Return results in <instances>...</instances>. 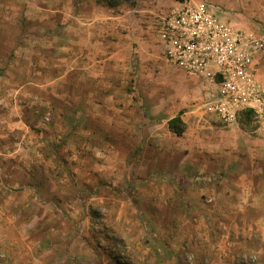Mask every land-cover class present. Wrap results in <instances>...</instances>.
Wrapping results in <instances>:
<instances>
[{
    "label": "rangeland",
    "instance_id": "obj_1",
    "mask_svg": "<svg viewBox=\"0 0 264 264\" xmlns=\"http://www.w3.org/2000/svg\"><path fill=\"white\" fill-rule=\"evenodd\" d=\"M12 1L16 3L17 10L15 9L16 11L5 19L12 22L6 28L13 39L10 43H7L6 40V43L0 44V162H3L0 166V180L5 173L3 167L13 162H16L17 166L19 163H23L25 155L27 157L24 150L29 146L30 150L33 148L34 160L37 165L30 171L34 185L31 188L33 201L25 203L26 205L17 204L19 208L15 205L16 215L13 213L14 216H11L12 210L8 212L11 218H7L6 210L1 209L0 264H163V259H167L168 255L165 252L158 256L161 250H157V248L162 245V242L166 243L169 237L159 236L158 241L157 230L159 232L170 230L168 233L172 238L170 242L178 241L179 244L184 245L186 239L181 232L209 230V227L229 230L228 237L225 233L221 237L220 243H217L220 250L222 248L223 253L231 257L227 259L226 256L224 264H264V232L262 231L264 230V220L259 219L260 222L254 223L258 216L264 217V212L259 207L264 206V195L258 196L257 201L251 206L247 204L253 199L250 196L245 203L240 202V204H244V208L237 209V211L232 209L233 203L227 204L228 208L224 209L216 219L206 215L203 218H196L194 214L184 217L178 211H182L185 204L178 203L179 209L174 210L175 203L171 205L158 201L156 204H152L147 201L146 195H144L143 201L140 196L143 193L151 194V191L154 190L159 192L155 195L156 199L154 200L159 199L158 194L181 196L178 192L179 188L171 186V184L158 188L150 184H153L151 181L157 182L167 173L169 175L164 176V180L172 177L179 178L180 174L176 170H172V166L169 170L168 164L171 161L173 165L176 159L184 157H187L186 161L189 163L188 157L190 158V156L175 155L173 158L176 159L171 160L167 155H157L147 156V160L141 156L137 158L135 154H132L126 156L128 162L122 177L117 169L111 170V174L105 176L108 172L104 170L108 164L102 163L103 157L97 152H101L103 149L109 150L111 163L115 161L119 164L120 158H124L123 155H120L119 139L115 137V133L118 134L121 130L123 132L133 130L137 134L135 129H142L146 133L150 128L149 123L153 120L163 119L170 113H176V107L161 106V98L154 99L152 97L154 92L131 91L128 94L132 96L134 103L110 108L114 111L111 114L112 121L110 122L106 120L109 119L108 117L104 118L103 113L96 116L88 114L87 108L72 110L75 116L72 119L70 100L52 99L50 91H37L36 96L31 97L34 91L29 89L22 65L26 61L23 59L24 47L28 44L22 42L25 38L23 27L17 26L19 22L24 24L25 6L27 4L30 6L42 4L48 7L47 10H43L44 18L56 19L60 22V20H73V15L78 13L80 5L84 6L89 1ZM149 1L153 0H99L97 4L101 8L107 4L108 8L112 10L113 18H121L122 15L125 17L130 15L129 18H138L141 15L144 18L150 15L154 23L152 29L154 28L155 31L160 16L178 5V2L186 0H158L160 8L157 9L158 11L154 10L155 14L139 13V11L132 13L131 9L126 8L129 6L137 8L138 5L139 8H145L148 6L147 4H150ZM140 4L143 6L140 7ZM56 6L60 8V11L54 10ZM52 8L54 11H51ZM33 13H38V11L35 10ZM99 13L102 15L104 12L99 11ZM81 14L84 15L85 12ZM131 14L133 15L131 16ZM16 20L19 21L15 22ZM158 44L160 43L158 42ZM38 46L40 45L33 44V50H36ZM39 52H41L39 49L35 51L37 58L33 60L37 65L41 63L39 57L42 55ZM19 70L20 72L15 74ZM160 92L162 93V90ZM128 98L130 100L129 96ZM139 101L141 103L136 105V102ZM152 102L158 103L159 107H152ZM31 104L32 107L29 108L28 106ZM13 106L16 107L14 109L20 106L21 110L24 108L31 110L30 123H21L17 129L13 127L14 122L9 123L7 120L15 119L14 113L8 115L10 110H14ZM54 110L58 114L65 113L66 123L63 124L64 126L58 128V125L53 123L51 117ZM150 110L152 113L149 112L148 116L143 119L144 113ZM215 113L213 117L217 120V126L225 125V122H222L221 118L217 117L218 114ZM125 117L139 120L135 121V128L120 125L119 120ZM236 121L245 132L256 135L253 132L254 126L249 114L239 113ZM15 125L18 126V123ZM22 125L30 126L35 134L38 132L41 134L39 133L38 136L35 138L33 136L31 139L22 138V135L14 133L16 130L21 131L20 128H24ZM8 127L11 130H7ZM53 127L57 129L55 133H50V130H54ZM162 130L163 128H160V131ZM8 134H13L15 137ZM132 146L134 145L132 144ZM116 152L117 155H115ZM41 158L49 162L51 166L46 167ZM244 158L241 161H243L245 170L240 176L248 179L247 175L252 171H247L246 168L249 169L257 162L264 164V157L261 159L256 155H245ZM234 160H236L235 157L232 158V162ZM153 161L159 163L160 167ZM205 161L211 163V161ZM52 166L55 168L51 170ZM258 173L262 176L264 172L259 171ZM23 174V171L15 172L16 179L23 180ZM225 174L229 177H239L235 171L225 172ZM153 178H157V180ZM159 184L161 185V183ZM162 184H166V182ZM9 189L13 191L19 188L9 187ZM225 189L223 187L224 191ZM240 189L235 192L247 191L249 193L252 191L248 187L244 190ZM259 190L263 192L264 186H261ZM225 192L230 194V191ZM185 193L186 189H184ZM203 196L204 193H202ZM204 204L213 206L207 199ZM143 208L147 209L145 215L141 212ZM156 213L158 216L151 218V215ZM234 230L236 231L233 232ZM247 230H258V237L249 234ZM238 241H241V245L238 244ZM228 243L233 244L229 249ZM181 259L186 261L184 253L181 254ZM190 260L193 261V259Z\"/></svg>",
    "mask_w": 264,
    "mask_h": 264
},
{
    "label": "crops",
    "instance_id": "obj_2",
    "mask_svg": "<svg viewBox=\"0 0 264 264\" xmlns=\"http://www.w3.org/2000/svg\"><path fill=\"white\" fill-rule=\"evenodd\" d=\"M11 1L0 0V44L6 43V40L7 43H10L13 39L6 28L12 22L5 19L17 10L16 3ZM88 1L89 3H85L84 6L80 5L78 13L73 15V20H60V22L56 19L44 18L43 10H47L48 7L42 4L35 6L27 4L25 6L24 24L19 22L17 26L23 27L25 38L22 42L28 44L24 45L23 59L26 61L22 65L29 89L35 92H32L31 97H35L37 91H50L52 99L70 100L72 119L75 117L72 110L77 111V108H87L88 114L95 116L103 113L105 119L106 117L110 119L111 114L114 113L110 108L134 103L128 92H154L152 97L154 99L160 97L161 106L176 107L177 112L168 114L163 119H159L160 121L153 120L149 123L150 128L146 133L142 129H135L137 134L133 130L124 132L121 130L118 134L115 133V137L119 139L120 155H123L124 158H120L119 164L115 161L111 163L109 150L103 149V151L97 152L103 157L102 163L108 164L104 170L108 172L105 176H109L111 170L117 169L122 177L128 162L126 156L132 154H135L137 158L141 156L147 160V156L157 155H167L171 160L176 159L173 158L175 155L190 156L191 159L188 157L189 163L186 161L187 157H184L176 159L173 165L171 161L168 164L169 170L172 166V170H176L180 174L179 178L172 177L164 180V176L169 175L167 173L159 180L153 178L157 182L151 181L153 184H150L157 188L171 184V186L179 188L178 192L181 196L158 194L159 199L154 200L156 199L155 195L159 193L154 190L151 191V194L143 193L140 196L141 200L143 201L144 195H146L147 201L152 204H156L158 201L171 205L175 203L174 210L179 209L178 203H182L185 204V208L178 212L184 217L194 214L196 218H203L206 215L213 219L218 218L223 210L228 208L227 204L233 203L232 209L237 211V209L244 208V204H240V202L245 203L250 196L253 199L247 204L251 206L255 203L258 196L264 195V191L259 190L261 186H264V173L262 176L258 173L259 171L264 172V164L257 162L249 169L246 168L247 171L252 172L247 175L248 179H245L240 176L245 170L241 160L245 159V155H256L263 159L264 137L245 132L237 124V121L236 123H226L217 115L218 113L214 112L222 122H225V125L217 126V120L213 117L214 110L210 109V101L216 86L207 87L205 80L200 76L186 74L163 58L161 45L158 44L154 28L152 29L154 23L150 15L144 18L141 15L138 18H129L130 15L129 17L122 15L121 18H113L112 10L108 8L107 4L101 8L97 4L99 0ZM194 1L203 2L214 9L216 8L219 17L232 20L235 26L242 30L264 35V0ZM154 2L156 3L154 4ZM149 3L145 8H139V5L137 8L132 6L126 8L131 9L132 13L134 11L154 13V10L160 8L158 0L149 1ZM59 9L56 6L54 10L60 11ZM35 10L38 13L34 14ZM54 10L52 8L51 11ZM99 11L104 13L100 15ZM84 12L86 15L81 14ZM33 44L40 45L37 49L41 51L39 53L42 56L39 57L41 63L38 65L33 61L37 58L35 54L37 49L33 50ZM252 68L255 79L264 83V49L254 56ZM19 72L20 70L14 73ZM139 103L141 102H136V105ZM32 104L28 107H32ZM151 106L159 107V104L152 102ZM14 108L16 107L13 106ZM30 111L25 108L21 110L20 106H17V109L10 110L8 114L14 113L15 119L7 120L9 123L14 122L13 127L17 129L21 123H30L32 119ZM149 112L152 113V110L145 112L143 119L148 116ZM64 114H58L56 110L52 113V121L58 125V128L66 123ZM175 116H179L181 120L183 129L180 134L172 132L168 127V121ZM109 119L106 120L111 122L112 120ZM135 121L139 120L127 117L119 120L120 125L133 128H135ZM17 123L18 126L15 125ZM22 127L24 128H20L21 131H14V133L22 135V138L31 139L33 136L35 138L40 133L35 134L28 125H22ZM53 128L54 130H50V133H55L57 128ZM160 128L163 130L160 131ZM7 130H11V128L8 127ZM8 135L14 136L13 134ZM123 140L125 141L123 142ZM29 147L24 150L27 157L25 155L23 163H19L17 166L18 164L13 162L3 167L5 173L0 180V218L2 208L7 212V218H11L14 214L16 215L15 205L33 201L31 188L34 185L30 171L37 164L34 160L33 148L31 151ZM143 147L144 149H141ZM117 154L116 152L115 155ZM233 157L236 160L232 162ZM153 160L155 159L153 158ZM204 160L211 161V163L204 162ZM42 161L46 167L51 166L49 162L43 159ZM2 163L0 162V166ZM153 163L157 164L154 161ZM43 164L41 163V165ZM157 165L160 167L159 163ZM53 168L55 166H52L51 170ZM17 171H23V180L16 179L15 172ZM229 171L237 172L239 177H229L225 174ZM163 182L166 184H162ZM9 187L19 189L12 191ZM223 187L226 188L225 191H230V194L226 193ZM246 187L252 191L249 193L247 191L235 192L240 188L244 190ZM184 189H186L185 194ZM202 193H204L203 197ZM205 199L213 206H206ZM259 207L264 212V206ZM10 210L13 211L11 216L8 213ZM141 212L145 215L147 209L143 208ZM157 216V213L152 214L151 218ZM259 219L264 220V217L258 216L254 223L260 222ZM247 231L258 237V230ZM262 231L264 232V230ZM157 232L158 241L159 236L169 237L166 243L162 242V245L157 248V250H161L158 256L165 252L168 255L167 259H163V264H224L226 261L228 254H224L217 243H220V239L225 233L228 237L229 230H218L211 227L209 230H185V232H181L186 239L184 245L179 244L178 241L170 242L172 239L168 234L170 230H161V232L157 230ZM241 233L246 234L245 232ZM240 242L238 241L239 245H241ZM232 245L228 243V249ZM231 252H233L232 249ZM182 253L186 256V261L181 259ZM228 258L231 257L227 256Z\"/></svg>",
    "mask_w": 264,
    "mask_h": 264
},
{
    "label": "built area",
    "instance_id": "obj_3",
    "mask_svg": "<svg viewBox=\"0 0 264 264\" xmlns=\"http://www.w3.org/2000/svg\"><path fill=\"white\" fill-rule=\"evenodd\" d=\"M216 9V8H215ZM194 0L178 2L156 23L163 58L186 74L216 86L210 101L226 122L249 114L253 132L264 137V83L255 79L254 56L264 49V35L245 31L218 10Z\"/></svg>",
    "mask_w": 264,
    "mask_h": 264
},
{
    "label": "trees",
    "instance_id": "obj_4",
    "mask_svg": "<svg viewBox=\"0 0 264 264\" xmlns=\"http://www.w3.org/2000/svg\"><path fill=\"white\" fill-rule=\"evenodd\" d=\"M168 127L169 129L176 133V134H180L182 132V126H181V120L179 118V116H175L173 118H171L169 121H168Z\"/></svg>",
    "mask_w": 264,
    "mask_h": 264
}]
</instances>
